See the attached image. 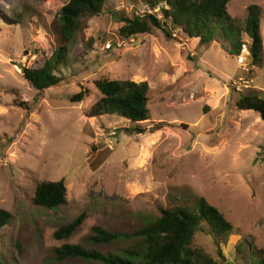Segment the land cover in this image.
Here are the masks:
<instances>
[{
    "label": "rangeland",
    "instance_id": "1",
    "mask_svg": "<svg viewBox=\"0 0 264 264\" xmlns=\"http://www.w3.org/2000/svg\"><path fill=\"white\" fill-rule=\"evenodd\" d=\"M68 1L0 0V210L11 215L0 229L1 258L14 264H99L58 262L54 249L69 244L121 253L123 241L88 244L91 229H138L158 217L172 191L204 198L233 227L226 243L216 245L202 225L192 247L223 264H247V248L241 256L235 251L241 242L264 252V122L235 107L244 89L264 92V0L227 5L239 27L247 6L260 7V69L251 66L244 34L238 57L216 45L203 49L176 32L168 40L159 29L120 38L122 23L112 14L156 13L159 6L150 10L146 0H107L101 14L85 18L81 31L63 39L58 13ZM62 45L65 81L32 90L22 69L40 68ZM103 79L146 82L149 119L139 125L142 133L117 116L87 117L100 97L93 82ZM80 89L88 91L86 99L70 103ZM92 147L94 155L105 148L110 153L95 171L87 160ZM59 180L66 187L63 205L43 210L31 203L37 183ZM80 214L84 220L71 237L53 238Z\"/></svg>",
    "mask_w": 264,
    "mask_h": 264
},
{
    "label": "trees",
    "instance_id": "2",
    "mask_svg": "<svg viewBox=\"0 0 264 264\" xmlns=\"http://www.w3.org/2000/svg\"><path fill=\"white\" fill-rule=\"evenodd\" d=\"M107 0H69L58 13V32L64 39L83 29V20L102 13ZM230 0H146L150 10L159 6L156 13L129 17H112L122 23L118 35L128 39L137 35H150L159 29L164 37L173 40L175 32L188 39H196L198 45L208 49L220 46L228 56L238 57L244 46V34L248 41V57L251 66L262 67V39L259 33L261 9L256 5L246 7L242 27H239L227 14ZM225 44L224 46L221 45ZM219 44V45H218ZM88 45H91V40ZM65 46L56 47L50 57L38 69H22V78L30 88L42 92L56 87L65 81L61 71L66 67ZM250 74L251 71H248ZM94 88L99 99L90 107L87 117L99 118L117 116L135 127L132 132L142 133L139 125L148 118V86L146 82L134 83L128 80H96ZM88 91L80 89L69 101L81 103ZM238 111H251L264 122V92L246 88L235 102ZM92 147L87 155L91 170L95 171L109 156L107 148L94 155ZM66 202V187L63 180L41 181L35 185L31 203L43 210H56ZM158 217L146 220L138 229L129 233L108 232L92 228L87 238L91 246L126 242L121 253H107L85 249L80 245L63 244L54 249V258L60 262L75 259L99 264H223L214 260L198 248L192 247V240L205 225L216 245H223L233 231L232 225L215 207L202 197H194L187 192H168L162 206L158 207ZM11 215L0 210V229L8 225ZM84 220L80 214L71 222L59 227L53 238L57 241L71 237ZM248 250L247 264H264V252L252 242L236 245V254L241 256L243 248ZM0 264H14L0 256Z\"/></svg>",
    "mask_w": 264,
    "mask_h": 264
},
{
    "label": "built area",
    "instance_id": "3",
    "mask_svg": "<svg viewBox=\"0 0 264 264\" xmlns=\"http://www.w3.org/2000/svg\"><path fill=\"white\" fill-rule=\"evenodd\" d=\"M105 47H106V49H109V48H110V46H109V45H106Z\"/></svg>",
    "mask_w": 264,
    "mask_h": 264
}]
</instances>
